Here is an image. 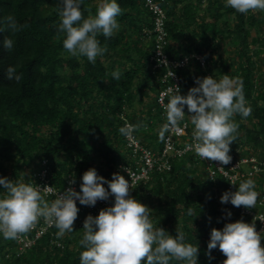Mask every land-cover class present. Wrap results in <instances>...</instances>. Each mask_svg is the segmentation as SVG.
Listing matches in <instances>:
<instances>
[{
  "label": "trees",
  "instance_id": "1",
  "mask_svg": "<svg viewBox=\"0 0 264 264\" xmlns=\"http://www.w3.org/2000/svg\"><path fill=\"white\" fill-rule=\"evenodd\" d=\"M144 1L118 0L122 9L117 16L120 28L111 38L98 36L107 51L93 64L86 57L71 56L63 48L64 37L56 27L59 0H0V17L12 15L23 25L14 34H0V41L8 35L14 40L10 52L0 44V176L22 179V163L32 166L26 179L29 181L46 159L52 180L60 187L67 175L74 173L75 178H81L92 167L106 179L112 178L114 166L129 161L119 132L123 126L120 115L131 105L135 93L150 97L158 84L149 66L153 42L149 40L147 47L143 43L148 39L143 30L152 28ZM208 1L207 9L202 8L205 0L163 1L169 42L165 51L172 59L197 53L206 60L205 70L193 61L179 71L181 95L196 86L195 78L212 75L213 62H218L216 78L228 74L243 81L251 114L234 115L238 129L229 154L263 161L264 11L242 14L227 7L225 0ZM81 7L94 13L96 0H84ZM219 40L225 43V50ZM229 50L228 56L225 53ZM9 65L16 66L17 74H21L19 82L7 79ZM117 68L122 73L119 81L111 76ZM155 96L156 93L145 119L127 117L132 124L140 125L136 133H141V140L160 150L159 133L154 126L160 127L164 118ZM185 112L190 122L186 106ZM6 159L13 161L12 167ZM201 168L192 156L172 158L170 172L152 174L149 182L135 187L132 196L143 204L156 199L160 217L152 218L153 222L171 235H176L179 228L188 242L197 243L199 264H220L226 257L218 248L212 250L211 262L206 255L211 229H221L225 223L241 218L252 221L240 215L238 207L216 199L215 193L222 195L226 184L222 179L213 183L202 176V170L198 176L196 170ZM254 181L256 188L262 189L263 184ZM188 207L193 209L192 215L186 214ZM227 211L232 213L230 218ZM82 228L74 223V231L59 239L48 233L21 254L13 239L0 236V264H80ZM53 231L56 233L57 229L54 227ZM261 243L264 245V240Z\"/></svg>",
  "mask_w": 264,
  "mask_h": 264
},
{
  "label": "clouds",
  "instance_id": "2",
  "mask_svg": "<svg viewBox=\"0 0 264 264\" xmlns=\"http://www.w3.org/2000/svg\"><path fill=\"white\" fill-rule=\"evenodd\" d=\"M83 4L84 0H59L56 27L57 32L63 34V48L71 56L86 57L94 64L107 51L98 36L111 38L119 30L117 16L122 9L118 0H97L94 13L90 8H82ZM225 5L242 14L250 10L264 11V0H225ZM22 28L14 16L0 17V34L6 31L14 34ZM0 44L10 52L14 40L11 35L4 36ZM168 74L175 76L173 71ZM121 75L119 68L111 73L117 81ZM6 76L17 82L22 79L13 65L7 67ZM195 85L185 95L180 94L178 85L167 89L169 100L164 105L166 122L162 127L168 129L183 121L186 106L193 126L186 150L193 151L203 160L207 158L227 165L232 160L230 145L236 139L238 129L233 117L236 113L243 117L251 114L243 81L228 74L219 79L209 75L195 78ZM139 126L126 123L119 132L130 136ZM122 170L129 172L128 168ZM80 179L79 191L71 186L76 183L73 174L70 186L57 192L53 186L41 188L31 180H10L0 176V186L3 187L0 191V236L15 239L43 218L57 229L55 236L59 239L74 231V222L80 211L77 201L88 207H94L98 200L109 201L110 206L102 208L98 215L88 214L83 221L79 241L83 249L80 264H173L174 261L199 264L198 244L188 242L179 228H176V235H171L157 226L151 217L152 210L130 194L131 182L120 171L112 173L109 180L98 175L97 169L92 167L84 171ZM45 193H56V197L48 201ZM259 195L255 181L249 178L241 181L235 191H225L220 202L253 209ZM186 214L192 215L193 209L188 207ZM226 215L230 218L231 211ZM262 240L264 230L258 232L254 222L248 223L241 218L225 223L221 229H211L206 255L211 262L214 259L212 250L218 248L226 257L222 264H264Z\"/></svg>",
  "mask_w": 264,
  "mask_h": 264
},
{
  "label": "built area",
  "instance_id": "3",
  "mask_svg": "<svg viewBox=\"0 0 264 264\" xmlns=\"http://www.w3.org/2000/svg\"><path fill=\"white\" fill-rule=\"evenodd\" d=\"M163 1L164 0L144 1V8L150 15L152 28L143 30V34L148 38L147 41L152 40L153 42V47L149 56V66L152 73L157 76L158 84L156 87L155 102L158 110L161 112V117L164 118L158 135L159 141L161 142V148L158 150L154 146H148L145 144L139 137V134L136 133L135 128L130 136L123 135L124 148L126 149L129 161L116 164L113 170L114 172L120 171L121 174L131 182L132 190L130 194L132 195L135 187L139 183L145 184L151 180L152 174L163 175L170 172L172 158L178 159L192 156L193 159L201 165V169L207 179L215 184L217 179H222L226 184L225 191H235L239 183L244 179H258L259 174L264 173V160L258 161L255 157L230 154L232 160L229 164L221 165L219 161H210L207 158L204 160L201 159L193 151L186 150V144L191 140L193 130L191 122H189L186 117L187 115H185L184 120L177 126L168 129L162 127L166 122L164 105L169 100L167 89L169 87L175 88V85H178L181 93L182 77L179 75V71L187 68L193 61H196L203 70H205L207 66L203 55L197 53H191L180 59H172L169 57L165 51L169 42L167 31L165 29L166 13L162 6ZM164 60L167 61L166 64L161 63V61ZM169 71H173L175 76L171 77L168 74ZM209 75L210 74L208 73L206 74V76ZM120 119L123 122V126L126 123L132 124L125 112L121 113ZM122 168H128L129 172H124ZM73 174L74 173L67 175L64 183L60 185V187L59 185L57 187L52 180V173L48 167V161L43 159L40 168L33 174L31 181L39 185L41 188L45 185L53 186L57 192H59L70 186L69 180L72 179ZM107 179L110 180L111 177H108ZM81 182L80 178H76V183L71 186L79 191V185ZM105 187L107 188V186ZM256 190L260 193L256 207L253 209H245L244 206H240L238 207V210L240 215L247 216L256 224V230L259 232L264 230V190L263 188H256ZM44 195L45 199L48 201H52L56 197V193H45ZM107 206H110L109 201L98 200L94 207L80 205L77 201V207L80 211L78 213V218L74 223L82 227V221L88 214H92L93 216L98 215L99 211ZM53 229L54 226L47 224L43 218H40L29 231L21 233L13 239L17 245L18 253L21 254L26 250L31 249L39 239L48 233L50 234V237H54L55 233ZM53 242L56 243V246H61V243L56 241Z\"/></svg>",
  "mask_w": 264,
  "mask_h": 264
},
{
  "label": "rangeland",
  "instance_id": "4",
  "mask_svg": "<svg viewBox=\"0 0 264 264\" xmlns=\"http://www.w3.org/2000/svg\"><path fill=\"white\" fill-rule=\"evenodd\" d=\"M96 2H97V0H96ZM208 5H209V1L208 0H206L205 1V3L204 4H202V8L203 9H207L206 7H208ZM205 11V10H204ZM223 41H224V39H223ZM219 45H221L223 48H224V50H225V43L224 42H222L221 40H219ZM249 49H254V48H252L251 46H250V48ZM222 52V51H221ZM220 52V53H221ZM226 55H230V50L227 52V53H225ZM218 63V62H217ZM217 63H215V62H213L212 63V75L213 76H216V74H215V72H216V70H215V67H217ZM219 75H221V73L219 74ZM194 83H195V81H194ZM151 90V89H150ZM156 91H157V89H156V86L155 87H153L152 88V90H151V95L152 96H154V93H156ZM152 96H150V97H143L142 98V96H141V94H137V93H135V97H134V99H133V101H132V103H131V105L130 106H127L126 107V109H125V112H126V114L127 115H129V116H135L137 119H145L146 118V115H147V113H148V108H149V106L150 105H152V103H153V101H154V99H153V97ZM143 99V101L141 102L140 101V99ZM140 120V121H141ZM154 124H156L155 122H154ZM154 130L156 131V132H158L159 133V131H160V127L158 126V125H156V126H154ZM154 131V132H155ZM143 135H144V133H143ZM139 136H141V133L139 134ZM153 138V137H152ZM153 140V139H152ZM157 141V140H156ZM159 144V143H158ZM5 162L7 163V165L9 166V167H12V165H13V161H11L10 159H6L5 160ZM200 165V164H199ZM201 166V165H200ZM32 166H24L22 163H20V169H19V174H20V177L22 178V179H27V177L29 176V174H30V168H31ZM202 169H197L196 170V173H197V175L199 176L201 173H199V172H202L201 171ZM203 174V173H202ZM202 176H204V175H202ZM253 180H256L257 181V183H262L263 184V190H264V176H259V178L257 179H255V178H253ZM215 197H216V199L220 202V197H221V194L219 193V192H216L215 193ZM221 203V202H220ZM145 205H147L148 206V208L149 209H151L152 210V212H151V217L152 218H154V217H160V211H158V209L156 208V205H157V201H156V199L155 198H152V201L150 202V201H147L146 202V204ZM220 264H222V261H221V263Z\"/></svg>",
  "mask_w": 264,
  "mask_h": 264
},
{
  "label": "crops",
  "instance_id": "5",
  "mask_svg": "<svg viewBox=\"0 0 264 264\" xmlns=\"http://www.w3.org/2000/svg\"><path fill=\"white\" fill-rule=\"evenodd\" d=\"M144 46L147 47L148 46V41H143Z\"/></svg>",
  "mask_w": 264,
  "mask_h": 264
}]
</instances>
